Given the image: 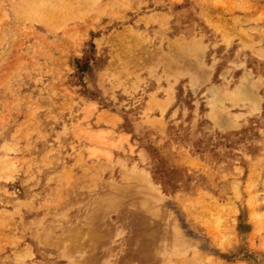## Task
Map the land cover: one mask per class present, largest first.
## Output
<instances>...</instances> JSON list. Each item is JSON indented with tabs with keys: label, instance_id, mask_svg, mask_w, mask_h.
<instances>
[{
	"label": "rangeland",
	"instance_id": "1",
	"mask_svg": "<svg viewBox=\"0 0 264 264\" xmlns=\"http://www.w3.org/2000/svg\"><path fill=\"white\" fill-rule=\"evenodd\" d=\"M0 264H264V0H0Z\"/></svg>",
	"mask_w": 264,
	"mask_h": 264
}]
</instances>
